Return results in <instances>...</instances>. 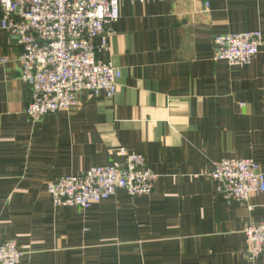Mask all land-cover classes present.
Listing matches in <instances>:
<instances>
[{
	"label": "crops",
	"instance_id": "1",
	"mask_svg": "<svg viewBox=\"0 0 264 264\" xmlns=\"http://www.w3.org/2000/svg\"><path fill=\"white\" fill-rule=\"evenodd\" d=\"M128 1L109 47L121 72L112 98L81 91L71 111L30 120L21 47L0 24V238L19 264H264L243 230L264 222V191L225 203L206 176L249 158L264 171V0ZM1 19V13H0ZM259 30L248 64L214 59L217 35ZM142 154L158 178L148 195L118 190L86 210L54 207L47 183Z\"/></svg>",
	"mask_w": 264,
	"mask_h": 264
},
{
	"label": "built area",
	"instance_id": "2",
	"mask_svg": "<svg viewBox=\"0 0 264 264\" xmlns=\"http://www.w3.org/2000/svg\"><path fill=\"white\" fill-rule=\"evenodd\" d=\"M147 3L170 0H0L1 28L21 47L20 79L31 91L25 112L33 122L58 111L78 107L81 91L112 98L122 72L98 52L109 47L112 25L118 21L121 2ZM198 2L206 10L211 0ZM222 1V0H221ZM215 60L232 66L248 64L259 52L262 34L257 30L224 33L213 39ZM7 59L1 57L0 63ZM115 154L123 163L93 166L82 174L62 176L47 183L52 205L86 210L107 200L118 190L130 196L148 195L158 176L145 157L119 147ZM206 176L225 203L246 202L264 191V171L249 158L226 157L214 162ZM250 260L264 257V222L246 225ZM23 256L15 239L0 238V264H19Z\"/></svg>",
	"mask_w": 264,
	"mask_h": 264
}]
</instances>
